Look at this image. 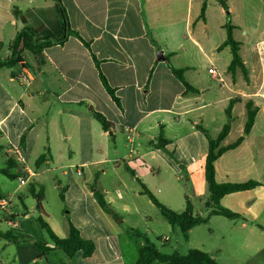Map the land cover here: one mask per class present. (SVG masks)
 Wrapping results in <instances>:
<instances>
[{
  "label": "crops",
  "instance_id": "0c3cea01",
  "mask_svg": "<svg viewBox=\"0 0 264 264\" xmlns=\"http://www.w3.org/2000/svg\"><path fill=\"white\" fill-rule=\"evenodd\" d=\"M48 1L45 9L53 5ZM61 2L71 29L78 35H70L63 44L44 49L42 59L25 51L22 63L0 68V155L6 164L2 169L12 158L14 174H20L17 179L26 180V185L35 179L42 198L43 179L60 171V177L66 181L59 180L56 187L62 189L63 201L70 199L82 207L81 218L74 220L68 211L54 223L42 204L43 216L61 238L69 236L72 222L84 239L94 241L96 248L89 258L81 252L69 257L60 248L42 255L35 242L51 247L54 243H48L37 221V199L33 196L36 203L30 207L22 195L13 202L0 191V200H9V205L0 208V234L11 232L17 238L0 236V264H48V256L54 254L59 258L60 251L65 255L62 264H121L120 256L115 257L119 254L116 224L127 219L118 220L113 207L116 217L104 212L89 186L97 178V187L107 203L122 201L123 211L130 213L131 208L125 203L129 188L121 176L129 173L127 167L135 171L136 177L129 173L133 179H140L154 195H169L174 207L167 204L168 208L182 213L189 200L195 214L207 217L211 211L204 205L209 195L205 181L209 143L197 126L216 139L229 124L223 144H232L244 132L248 101L258 109L254 125L237 147L217 159L216 181H255L259 185L222 197L221 205L240 217L212 215L208 223L190 230L189 239L194 230L206 226L210 234H217L229 244L246 249L253 246L256 255L264 254V0H240L244 18L233 25L232 34L240 43L247 75L240 68L234 74L228 71L231 62L226 71L220 72L209 58L205 49L210 40L209 0ZM204 2L207 8L202 18ZM21 3L22 0H0L3 59L10 57L9 46L16 35L25 25L29 26L24 9L34 10L32 13L43 10L35 5L36 0H29L24 8ZM181 16L185 17L186 36L178 29ZM35 19L36 24L39 20ZM39 26L29 27L41 29L50 26V22ZM236 32L241 34L240 38ZM224 42L219 50L229 47L223 46ZM160 51L165 60L156 57ZM196 51L208 59L209 69H215V74L209 69L208 72L219 83L218 88L209 84L204 68L196 66ZM183 52L186 54L181 56ZM168 62L184 69L186 82L200 93L185 95L183 84L172 74ZM100 73L115 91L120 106L106 91ZM25 74L30 76L28 82L22 79ZM93 111L111 123L108 131L102 129ZM161 133L169 142L163 148L156 146ZM43 154L46 160L36 165ZM86 174L84 183L76 181L75 175ZM105 177L113 178V189L102 184ZM38 189L30 188L31 192L40 193ZM141 192L142 188L135 195ZM33 222L38 224L36 228H31ZM131 229L135 230L128 227L134 233ZM167 240L168 237L164 238ZM143 245L144 240L139 249ZM222 251L219 248L217 252ZM206 252L215 259L211 251ZM254 256L250 254L245 259L252 260Z\"/></svg>",
  "mask_w": 264,
  "mask_h": 264
},
{
  "label": "trees",
  "instance_id": "16d2710c",
  "mask_svg": "<svg viewBox=\"0 0 264 264\" xmlns=\"http://www.w3.org/2000/svg\"><path fill=\"white\" fill-rule=\"evenodd\" d=\"M58 13L61 16V21L57 23L55 26L51 25L48 27H44L41 29H35L29 27L27 25L16 35L15 39L11 42L9 49H10V57L7 59H3L0 56V68L7 67L12 68L18 63L23 62L22 54L25 51L31 52L42 59L44 49L56 45V44H63L68 36L70 35H78L75 31H73L70 27L69 19L61 2V0H53ZM217 1L226 11H227V23L225 25L226 28V40L223 46H229L231 53H232V61L228 67V71L235 73L237 68H240L245 75H247V71L245 66L242 62V58L240 55V43L235 40L233 33L234 26L231 24L230 21V12H228V0H215ZM207 3L204 2L202 9H201V17L203 18L206 12ZM16 15H19V12L15 10ZM23 20V19H22ZM24 21V20H23ZM85 45L89 48V44L84 42ZM93 59L96 63H98L97 59L93 55ZM41 62V60H40ZM168 66L172 71V74L175 76L176 79L181 82L185 88L184 94H199L200 90L193 87L191 84L186 82L184 73V69H177L172 66L170 62H168ZM100 79L112 97V99L116 102L118 106H120V101L115 95V91L109 86L107 80H105V76L100 73ZM231 104L228 107L227 113H230ZM247 120L245 124V129L242 134L235 142L229 145H224L223 141L225 140L226 136L228 135V131L230 130V125L226 124L224 129L222 130L221 134L218 138L213 139L207 130L202 126L198 125L197 129L202 132L209 143V151L206 155V165H205V178L208 185L209 195L205 202V207L210 209V213L207 217L200 216L194 213V208L189 200L186 203V209L182 213H178L173 211L172 209L168 208L166 205L162 204L159 199L150 191V189L138 178L137 182L140 184L142 188V194L148 196V198L162 213L164 218L173 228H178L185 240L189 239V232L195 226L197 227L200 224H206L209 221V217L212 215H220L226 217L228 219H236L240 217V215L235 214L234 212L230 211L227 208H224L220 201L223 196L235 193L238 191L243 190H251L259 185L258 182L255 181H246L241 183H218L216 181V169H215V162L217 159L226 151L237 147L244 139V137L251 132L252 127L255 122L257 108L253 102H247ZM93 116L95 119L101 124L102 129L108 131L111 128V123L107 121V119L100 113L93 111ZM169 142L164 139L163 133L160 134L158 137V144L157 147H165L166 144ZM47 156L45 154L41 155L37 161L36 165L42 164L46 160ZM15 167V161L10 158L8 160L7 167L2 169L1 174L10 178V179H17L20 177V174H14L11 172V169ZM128 172L133 176L136 177V173L130 167H127ZM90 190L92 191L94 198L96 199L99 206L102 208L104 212L113 217H116V214L110 205L107 203L108 201L105 198V195L98 189L97 187V178L94 180L92 184H90ZM33 196L37 199L36 209L38 212L37 221L41 227V229L46 233L48 238L54 243V247L48 246L46 243L35 242V246L38 251L44 255L48 253V251H52L55 248H60L64 253L69 256L73 257L76 253L81 252L84 258H89L93 255L95 251V243L92 240L84 239L81 236V233L77 227L72 222H69V236L67 238L59 237L54 230L49 226L48 222L44 218V211L42 207V194L35 193L32 191ZM63 199V195L61 196ZM137 237L143 238L144 245L139 249L138 259L135 264H152L153 262L157 261L159 264H220L216 261L209 253L202 251L200 249H190L186 254H180L179 252L175 251L172 253H162L159 248L155 245V243L151 242L146 236L142 235L139 231L131 229ZM0 236L4 238H8L11 240H16L17 238L13 236L11 232L0 234Z\"/></svg>",
  "mask_w": 264,
  "mask_h": 264
},
{
  "label": "rangeland",
  "instance_id": "374dc122",
  "mask_svg": "<svg viewBox=\"0 0 264 264\" xmlns=\"http://www.w3.org/2000/svg\"><path fill=\"white\" fill-rule=\"evenodd\" d=\"M28 2L29 0H22V8L26 7ZM46 2L47 0H36L35 5L43 9L41 12L37 11L32 13L34 10H27V8L24 9V14L29 20V26L31 25L32 27L38 28L40 27L39 25L43 26L47 21L50 22L51 26L54 25L52 22L59 23L61 21V16L54 5V1H48L49 5L53 4L52 7L48 9H45ZM227 2L229 5L228 12H230L231 24L235 25L244 18V14L241 9L243 4L240 2V0H228ZM207 9H209L210 40L209 46L206 45L205 49L210 56L209 58L213 59L217 69L220 72H224L227 69V65L232 60V53L229 47L223 48L222 50L218 49L226 39V30L223 25L227 23L228 20L227 11L215 0H209ZM35 18L39 20L36 22V24L34 23V20H36ZM178 29L182 35H187L184 16L179 18ZM235 34L238 38H240L241 34H239V32H236ZM185 54L186 53L183 52L181 56H184ZM195 60L197 67L204 68V74L209 79V84L212 87L218 88L219 83L215 81L212 75L208 72L210 67L208 59L203 58V56L200 55V53L197 54L196 51ZM216 115L218 116L219 114L216 113ZM15 159H17V157ZM5 166L6 164L4 162V157H2L1 154L0 169ZM11 171L15 173L16 168H13ZM25 176L26 175L23 177L25 178ZM60 176V171H58L55 173L54 177L48 176L43 179V207L46 213L49 215L50 221L54 223L56 218L61 219L62 215L66 216L68 211L72 212V218L74 220L79 221L82 215V207L79 206L77 202H74L70 199H68V202L63 201L61 198L63 195L62 189H57L55 184L59 180L65 183L66 179ZM121 176L129 188V194L127 195L128 200H126L127 202L125 203L131 208V212L126 213L123 211L124 209L122 205L124 203L122 201L119 202V200H113V205L111 204L118 215V220H122L124 217L127 219L123 223L116 224V231L118 234L116 238V244L118 246L117 252H119V254L115 255V257L117 258V256H120L118 262L121 264H135L138 258L139 247L143 243V240L136 238L134 233H131L128 230V227L134 228L142 235L147 236L151 242L155 243L162 253H172L177 251L180 254H186L190 249L195 248L201 250L203 249L205 252L211 251V254L215 257V260L220 264H264V254L256 255V247L251 246L246 249L245 246L232 243L229 244L228 240H223L217 234H210L207 230L208 227L206 226H201L200 229L194 230L190 239L185 240L178 228L172 229L171 225L162 216L160 210L151 204L152 202L148 196L142 195L141 193L135 195L136 191H141L140 184H138V182L133 179L129 173H122ZM87 178V174L84 176L75 175L76 181L80 184L84 183ZM93 180H91L92 183ZM111 181H114L113 178L105 177L102 179V184L110 186V188L113 189V186L110 185ZM33 186L38 189V184L36 183L35 179H31L27 185H22L20 179H10L0 173V191L4 197H11L13 202L18 200V195H22V197L25 198V202L30 207L35 206L36 199L33 197L30 190V188ZM151 190L154 192V189ZM155 196L162 202V204L166 205L167 207H169L168 205L174 207L173 199H171L169 195L162 192L155 194ZM36 214L38 213L36 212ZM30 225L31 228H36V225L38 224L33 222ZM166 237H168V240L164 241V238ZM45 238L48 240V243L53 244L48 236ZM221 247L223 248V251L221 253L217 252L219 248L220 250L222 249ZM242 249H244L245 252L241 251ZM250 254L255 255L254 258L252 260H246L245 257ZM63 258H65V255H63L61 251L59 253V258L58 255L51 254L48 256L50 261L48 264H62ZM152 264H159V262L155 261Z\"/></svg>",
  "mask_w": 264,
  "mask_h": 264
},
{
  "label": "built area",
  "instance_id": "2783aa9c",
  "mask_svg": "<svg viewBox=\"0 0 264 264\" xmlns=\"http://www.w3.org/2000/svg\"><path fill=\"white\" fill-rule=\"evenodd\" d=\"M209 72H210L211 74H215V73H216V71H215L214 68H210V69H209ZM22 79H23L24 81L28 82V81L30 80V76H29L28 74H25V75L22 76ZM78 173L80 174L81 172H78ZM25 181H26V180H24V179H20L21 184H25ZM6 205H9V200L1 199V200H0V208L3 207V206H6Z\"/></svg>",
  "mask_w": 264,
  "mask_h": 264
},
{
  "label": "water",
  "instance_id": "95a60500",
  "mask_svg": "<svg viewBox=\"0 0 264 264\" xmlns=\"http://www.w3.org/2000/svg\"><path fill=\"white\" fill-rule=\"evenodd\" d=\"M156 57H158L159 60H165L162 51H160Z\"/></svg>",
  "mask_w": 264,
  "mask_h": 264
}]
</instances>
